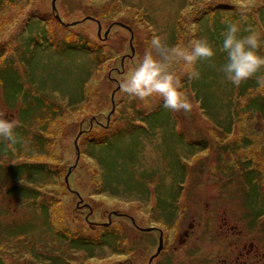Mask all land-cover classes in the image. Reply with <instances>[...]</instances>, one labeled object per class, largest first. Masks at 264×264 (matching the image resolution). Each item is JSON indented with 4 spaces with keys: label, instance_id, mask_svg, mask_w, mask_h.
Returning a JSON list of instances; mask_svg holds the SVG:
<instances>
[{
    "label": "rangeland",
    "instance_id": "1",
    "mask_svg": "<svg viewBox=\"0 0 264 264\" xmlns=\"http://www.w3.org/2000/svg\"><path fill=\"white\" fill-rule=\"evenodd\" d=\"M225 18L264 56V0H0V264H264V91L219 70ZM153 35L216 50L188 113L119 89Z\"/></svg>",
    "mask_w": 264,
    "mask_h": 264
},
{
    "label": "clouds",
    "instance_id": "2",
    "mask_svg": "<svg viewBox=\"0 0 264 264\" xmlns=\"http://www.w3.org/2000/svg\"><path fill=\"white\" fill-rule=\"evenodd\" d=\"M223 23L227 25V30L222 34L219 51L226 53V62L219 70L237 87L256 78L258 90L264 91V75H257L264 69V56L258 54L262 46L261 34L249 27L245 29L249 34L241 37L238 35V23L228 18ZM215 55L216 50L206 38L173 46L167 43L166 38L153 35L143 56L121 79L119 89L130 99L143 102L158 96L163 99L165 108L188 113L192 103L187 93L181 90V74L190 73L198 77L199 72L194 70L196 62L211 61ZM5 117L6 114L0 112V139L6 142L7 148L15 151V145L23 142L14 131L19 122Z\"/></svg>",
    "mask_w": 264,
    "mask_h": 264
},
{
    "label": "water",
    "instance_id": "3",
    "mask_svg": "<svg viewBox=\"0 0 264 264\" xmlns=\"http://www.w3.org/2000/svg\"><path fill=\"white\" fill-rule=\"evenodd\" d=\"M52 6H53V7H52L53 11L56 12V9H55V7H54V2L52 3ZM55 18H56L59 22H61V21H60V18H59L57 15L55 16ZM75 148H76V153H77V156H78L79 151H78V148H77V144H76V143H75ZM65 181H66V179H65ZM161 240H162V239H160V247H161V242H162ZM160 247H159V248H160Z\"/></svg>",
    "mask_w": 264,
    "mask_h": 264
}]
</instances>
